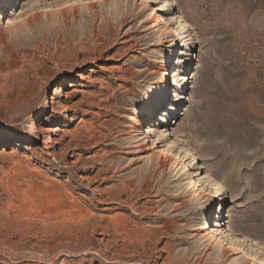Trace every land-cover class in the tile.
<instances>
[{"label": "rangeland", "instance_id": "1", "mask_svg": "<svg viewBox=\"0 0 264 264\" xmlns=\"http://www.w3.org/2000/svg\"><path fill=\"white\" fill-rule=\"evenodd\" d=\"M163 1L0 0V264H264V0ZM142 114L192 193L179 162L147 174ZM40 124L60 128L54 147ZM124 220L156 234L119 235ZM211 234L244 242L222 252Z\"/></svg>", "mask_w": 264, "mask_h": 264}, {"label": "bare ground", "instance_id": "2", "mask_svg": "<svg viewBox=\"0 0 264 264\" xmlns=\"http://www.w3.org/2000/svg\"><path fill=\"white\" fill-rule=\"evenodd\" d=\"M88 2V1H87ZM86 2V3H87ZM164 6L163 7H169L170 4L168 3L167 0H164ZM151 10L153 11L154 9L151 8ZM153 15L151 17V20H152V27H157L159 26L162 22H163V19L160 17V15H157L156 11H153ZM177 18H180L179 16ZM181 19V18H180ZM145 22V21H144ZM179 31H175V34H176V38L178 39V42L176 43L177 45L174 47V49H177L178 46H184V36H185V33H186V26H185V23H180L179 24ZM167 30V29H166ZM181 44V45H180ZM179 51L176 52V55L178 54ZM175 59H176V56H175ZM166 65V64H165ZM163 65V69H162V72H163V75H164V84L165 86H163V88L158 92V94L156 95L157 97V100L155 102H161L162 98L165 96L166 93L170 92L169 89L167 88L166 84L168 83L169 81V74L167 72V67ZM82 79V77H81ZM173 81H174V85L175 86H180L181 84L179 83L178 81V78H177V75L174 74L173 75ZM71 83V81L69 82ZM170 96V94H169ZM185 100H188L186 99L185 96H181L177 99V102H184ZM161 104V103H160ZM102 105V104H100ZM104 106V105H102ZM106 107L107 110H112V109H115L114 107V104L110 103L109 106H104ZM152 108V106L150 107V109ZM63 110H65V112L68 110L66 107H62ZM57 114V112L53 111V113L50 115L51 117L55 116ZM78 113H76L77 115ZM152 115L150 114H142L141 116H135V117H131V123L133 124V134L135 135L134 138H136V142L139 143V146H148V148H151L153 149V153L147 158V162L149 164L148 168L146 169L147 171V174L148 175H151V174H155L158 169H156V165H159V168L161 170H165L166 166L168 164H174V163H177L179 162L181 164V166L183 167V175L184 177L181 178V185L185 186V189L188 188V186L190 184L193 183V175L190 171V169L186 166L185 163H182V161H178L175 156V154L170 150L169 146L168 148L169 149H165V150H160L158 149L157 145H156V142L153 141L151 139V132L155 130L154 127H152L151 124H149L151 121L149 120L150 117ZM75 117V116H74ZM74 117H71L70 120H72V118ZM157 118V117H156ZM147 120V124L144 125L143 122ZM162 121L166 122L167 121V118L166 117H163L161 118ZM29 133L31 134H36L38 135V137L40 138H44L46 137V140H43V147L46 148V149H50L52 147H54V144L56 143L54 140V138H52V135H55L56 132H59L60 131V128L58 127H52V128H49L47 127L46 125L44 124H40L39 126H31L29 127ZM127 132V131H126ZM24 133V130H20V132H18V134H22ZM125 133V132H124ZM18 134H14V136H11L10 138L12 139H17L19 138V135ZM128 134V133H127ZM161 134V132H160ZM145 139V142H142V140ZM152 141V142H151ZM148 143H151V146L148 145ZM121 148V147H120ZM164 151V152H163ZM48 152V151H47ZM148 151L146 149H142L141 150V153L144 154V153H147ZM51 154V153H49ZM52 155V154H51ZM191 156L193 157V154L191 153ZM107 170V169H106ZM98 173V171H97ZM130 178V177H129ZM149 179V177H148ZM210 179V178H209ZM90 180V179H89ZM88 180V181H89ZM153 181V180H152ZM205 181H207L208 183V179H206ZM143 182V181H142ZM150 182V181H149ZM127 183V182H126ZM147 183V182H146ZM143 184V183H142ZM211 189L214 190L215 194H212L208 197V200L210 201L212 198L214 197H218L219 195H221V192L224 188V185L223 183L220 181V180H217V179H212L211 180ZM124 185V184H123ZM127 186V185H126ZM134 186V185H133ZM132 186V187H133ZM200 185H198V188L195 187V189H198V193L199 194H205V189L204 187H199ZM87 187V186H86ZM124 187V186H123ZM137 187V186H136ZM139 187V186H138ZM192 188V187H191ZM117 189V188H116ZM123 189V188H122ZM119 190V189H117ZM136 191V190H135ZM188 192V194L192 191L190 189H187L186 190ZM147 192V191H146ZM133 193V192H132ZM52 194L57 196L58 199L56 200L57 204H61L63 209L64 210H73V209H79V203L77 201H74L72 198H69L71 197V194L68 192V193H61V192H58V190H56L54 188V190H52ZM101 195V194H100ZM109 195V194H108ZM111 195V194H110ZM56 197V198H57ZM111 197V196H110ZM55 198V199H56ZM126 199V198H125ZM123 203V202H122ZM53 205V204H52ZM61 209V208H60ZM68 210V211H69ZM81 210V209H80ZM68 211H64L66 213H68ZM65 214V213H64ZM89 218V217H88ZM94 219V218H93ZM91 220V219H90ZM63 223V222H62ZM95 225H97L96 223H94ZM92 225V224H91ZM157 229V228H156ZM93 230V229H92ZM114 230L120 235H126L128 236L129 238H131L132 236L134 235H138V234H141L142 236L146 237V238H151L153 237L154 234H156V231L155 229H151V228H139V227H136V226H132L131 224L129 225L128 222H126L125 220L124 221H119V222H115V226H114ZM215 232H218V234H222V229L220 230H216ZM115 233V232H114ZM158 237V236H157ZM211 237L214 239V246H217V247H220L221 248V251L222 252H227V253H230V252H234V249H233V246H234V243H238L240 246L243 245V242L244 240H242L240 237H237L233 240L230 241V239H227L226 237H224V235L222 236H219L218 239L217 238V235L215 234H211ZM127 239V238H126ZM137 239V238H136ZM145 239V238H144ZM157 239V238H156ZM128 240V239H127ZM148 240V239H147ZM144 241V240H143ZM111 245V244H110ZM125 249V248H124ZM115 252V251H114ZM105 254V253H104ZM120 253H118L119 255ZM122 254V253H121ZM78 255V254H77ZM253 254H249V259L252 261L253 259H251L250 257H252ZM254 256V255H253ZM114 257V256H113ZM118 258V257H117ZM119 260V259H118ZM125 260V259H124ZM254 264V261L252 262ZM258 263H261V261H257L256 264Z\"/></svg>", "mask_w": 264, "mask_h": 264}]
</instances>
